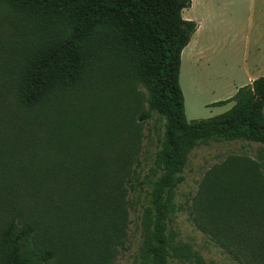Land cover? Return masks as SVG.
<instances>
[{"label": "trees", "instance_id": "16d2710c", "mask_svg": "<svg viewBox=\"0 0 264 264\" xmlns=\"http://www.w3.org/2000/svg\"><path fill=\"white\" fill-rule=\"evenodd\" d=\"M191 2L0 0V6L19 16L27 28L31 23V28L44 33L46 27H53L51 39L18 59L15 95L23 116L17 124L9 117L0 129L11 133L9 174L29 186L25 197L34 208L33 219L22 226L13 219L4 227L1 264H76L82 256L75 253L76 247H83L85 256L91 255L92 264H105L111 244L123 236L127 213L122 193L124 185L132 188L134 171L118 133L120 122L133 125L131 118L127 112L108 111L103 105V126L87 131L79 121L59 113L61 100L85 83L91 53L96 55L99 71L105 70L99 66L104 57L121 62L145 90L147 111L140 113L141 120L152 111L163 121L161 147L154 159L158 176L145 192L137 264L172 260L203 264L197 252L174 243L169 228L177 210L175 190L183 182L190 152L201 143L248 141L264 149V74L230 98L211 103H232L229 110L188 121L179 74L181 53L196 30L195 22L182 17ZM55 96L56 109L47 107ZM65 142L98 149L90 162L106 167L90 170L82 182L48 180L45 151ZM101 149H106L104 157ZM4 150L2 142L0 152ZM262 156L259 161L227 160L207 171L190 214L198 230L216 234L227 251L247 250L264 262ZM56 160L60 162L61 157Z\"/></svg>", "mask_w": 264, "mask_h": 264}, {"label": "rangeland", "instance_id": "374dc122", "mask_svg": "<svg viewBox=\"0 0 264 264\" xmlns=\"http://www.w3.org/2000/svg\"><path fill=\"white\" fill-rule=\"evenodd\" d=\"M200 6L201 3L198 8L195 7L192 0L193 13L199 11ZM202 7L207 11L206 31L192 13H184V18L194 19L198 28L192 42L181 53L179 84L188 121L206 119L225 111L223 107L210 104L232 96L238 88L236 85L245 81V68L250 65V58L255 52V29L259 21L264 20V0H204ZM22 21L12 11L0 6V129L9 117L13 124H17L23 116L15 95L18 59L26 52L37 49L53 35V27H46L41 33L31 28V23L27 28ZM95 57V53L87 56L86 81L78 92L61 100L63 108L59 113L67 119L79 121L81 128L87 131L103 126L100 115L103 105L108 107V111L127 112L131 118L133 125L120 122L118 133L123 139L122 147L129 152L134 171L130 183L132 188L124 185L125 192L122 193L127 218L123 221V236L117 243L111 244L105 264H137L142 243L145 192L148 183L158 176L154 159L161 147L163 121L152 111L148 119L141 120L140 113L147 111L145 90L133 81L121 62L104 57L99 66L105 70L99 71L95 66ZM53 102H56V96L47 101V107L56 109ZM11 140L10 132H0V144L4 142L5 149L0 152V251L6 224L15 219L20 227L28 218L33 219L34 212L25 197L30 193L29 186L9 174L12 172ZM96 151L99 152L96 148L71 142L48 149L44 154L45 177L54 182L85 181L90 176V170L106 167L105 164L90 162L89 158ZM104 152L106 149H101L103 157ZM263 154L262 145L248 141L206 142L190 152L182 173L183 182L177 186L174 196L177 210L169 229L175 245L197 252L203 264H264L255 253L250 254L247 250L227 251L216 234L198 230L190 214L192 202L207 171L227 160L259 161L260 157L263 160ZM58 156L61 157L60 162L56 160ZM11 201L12 205L9 204ZM37 209L40 210L39 205ZM48 226L52 227L51 221ZM74 251L82 255L77 257L80 260L77 259L76 264H92L91 255L85 256L83 247H76ZM96 255H99L98 252ZM169 264L181 263L172 260Z\"/></svg>", "mask_w": 264, "mask_h": 264}, {"label": "crops", "instance_id": "0c3cea01", "mask_svg": "<svg viewBox=\"0 0 264 264\" xmlns=\"http://www.w3.org/2000/svg\"><path fill=\"white\" fill-rule=\"evenodd\" d=\"M202 2H201V6H200V9H199V11H197V12H192V2H191V5H190V7L189 8H187V9H185V10H183V12H182V17H183V19H185V20H191V21H195L194 19H188V18H184V13H187L188 15H190L191 13V15L193 16V17H196L197 18V20H199V21H201V23H202V27L204 28V30L206 31V28H205V26H204V23H205V19L207 18L206 16H205V12H207L206 11V9H204L203 7H202V4H203V1L204 0H201ZM196 24V23H195ZM197 27V26H196ZM197 30H198V28H196V30H195V32H194V34H193V36L191 37V40H190V42H192V40H193V38H194V35L196 34V32H197ZM255 31H256V38H257V40H256V46H255V52H254V54L252 55V57L250 58V65L248 64L247 65V67L245 68V71H246V73H245V77H246V79H245V81H243V82H240L239 83V85H236L238 88H240V87H243V86H246V85H251L252 84V82L255 80V79H257V78H259L260 76H262L263 74H264V20H261V21H259V23H258V27H257V29H255ZM255 33V32H254ZM189 42V43H190ZM189 45V44H188ZM187 45V46H188ZM186 46V47H187ZM185 47V48H186ZM184 48V49H185ZM183 49V50H184ZM180 67H181V65H180ZM188 67V66H187ZM187 67H186V69H187ZM180 75V74H179ZM237 88V89H238ZM237 89L234 91V92H236L237 91ZM231 97V96H230ZM230 97H228V98H230ZM228 98H226V99H228ZM222 100H225V99H222ZM216 101H221V100H216ZM216 101H214V102H216ZM213 103V102H212ZM211 105V104H210ZM231 106H232V103H228V104H226V105H224V106H218V107H223V109L225 110V111H227V110H229L230 108H231ZM224 111V112H225ZM223 112V113H224Z\"/></svg>", "mask_w": 264, "mask_h": 264}, {"label": "bare ground", "instance_id": "6f19581e", "mask_svg": "<svg viewBox=\"0 0 264 264\" xmlns=\"http://www.w3.org/2000/svg\"><path fill=\"white\" fill-rule=\"evenodd\" d=\"M201 3V0H194V4H195V7L197 6V8L199 7ZM196 9V8H195ZM195 11V10H194Z\"/></svg>", "mask_w": 264, "mask_h": 264}]
</instances>
